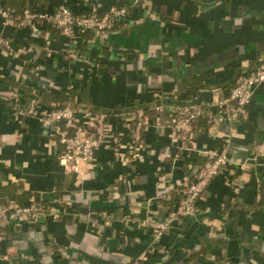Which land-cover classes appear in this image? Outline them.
I'll use <instances>...</instances> for the list:
<instances>
[{"label": "crops", "instance_id": "0c3cea01", "mask_svg": "<svg viewBox=\"0 0 264 264\" xmlns=\"http://www.w3.org/2000/svg\"><path fill=\"white\" fill-rule=\"evenodd\" d=\"M40 1L48 13L60 4L76 13L129 8L128 24L104 40L85 37L88 61L69 58L46 22L4 28L15 49H0L1 75L34 90L75 87L96 108L118 110L111 121L119 140L107 136L87 174L67 173L39 118L0 103V194L67 208L57 219L7 227L0 264H264V84L245 121L228 123L215 105L240 74L264 66V0ZM133 102L149 106L141 144L125 115ZM200 103L218 120L201 122L194 150L179 151L166 106ZM210 149L228 160L190 213L153 241L146 221L173 218Z\"/></svg>", "mask_w": 264, "mask_h": 264}, {"label": "built area", "instance_id": "2783aa9c", "mask_svg": "<svg viewBox=\"0 0 264 264\" xmlns=\"http://www.w3.org/2000/svg\"><path fill=\"white\" fill-rule=\"evenodd\" d=\"M0 17V49L3 48L9 53H13L15 49L13 39L3 33L4 28H37L38 24L46 22L64 37L63 51L69 58L88 61L92 56L89 49L82 47V43L86 42L85 33L91 32L95 37L104 40L118 24H128L129 12L127 6L115 4L103 12L82 14L74 12L65 4H60L51 13L35 6L33 9L25 8L20 16H16L14 10L0 0ZM50 53L51 48L45 46V54ZM260 84H264V66L250 73L240 74L229 92L215 103L218 113L230 124L247 120L249 105L256 87ZM0 103L11 104L23 116L39 118L47 134L59 145L57 160L67 173L80 176L87 174L93 169L97 150L107 136L111 135L115 143L119 140L118 130L111 121L114 114L76 109L70 103L56 109H44V103L38 97L25 100L22 92L6 87L1 78ZM166 107L172 117V138L179 151L194 150L189 143L194 136L193 124L199 118L205 117L209 124L218 120L214 114H208L201 103L169 104ZM125 115L130 120V136L133 142L141 144L148 123L147 112L139 108ZM203 154V163L194 179L186 184L181 193L173 218L146 221L151 226L153 241H157L163 232L170 229L172 220H178L190 213L211 180L218 175L222 164L228 160L227 153L218 149L206 150ZM258 199H261L260 194ZM66 211V207L44 206L37 201L17 205L10 200H4L0 195V249L5 238V229L10 225L40 223L49 217L57 219Z\"/></svg>", "mask_w": 264, "mask_h": 264}, {"label": "trees", "instance_id": "16d2710c", "mask_svg": "<svg viewBox=\"0 0 264 264\" xmlns=\"http://www.w3.org/2000/svg\"><path fill=\"white\" fill-rule=\"evenodd\" d=\"M41 1L35 0L32 4L29 3L28 0H6L5 4L9 6L11 9L14 10L16 16H20L25 8H34L39 7ZM46 11V10H45ZM91 11H85L82 14H89ZM128 12L130 13V10L128 8ZM85 37L88 39H91L93 37V34L91 32H86ZM85 43H82V47L85 48ZM52 75H49L50 80H53ZM0 78L5 82V86L9 88H14L19 90L23 93L25 98L28 100L31 97H38L44 104L50 106L52 109L60 108L63 106H66L67 104H71L76 109H88L93 111H101V112H107L109 114H115L118 110H100L96 108L93 104L85 101L81 97V93L77 90L75 87H70L68 89L60 88L58 89V93L53 92L50 88H45L41 90H34L30 86L25 85L22 80L18 79L15 76H8V75H1ZM142 108L147 112V109L149 106L143 102L135 103L133 102L130 104L126 112H131L136 109ZM204 122L205 125H210L207 122V119L205 117L199 118L194 124L193 129H196V127L201 123ZM203 163V162H202ZM201 163V165H202ZM1 195V194H0ZM2 196V195H1ZM4 200H8L2 196ZM17 205H23L22 203L18 201H14ZM46 206V205H44Z\"/></svg>", "mask_w": 264, "mask_h": 264}]
</instances>
